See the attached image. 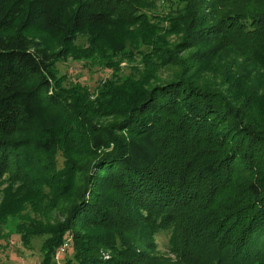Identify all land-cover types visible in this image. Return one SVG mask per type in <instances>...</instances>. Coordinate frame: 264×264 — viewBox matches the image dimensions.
<instances>
[{"label":"trees","instance_id":"1","mask_svg":"<svg viewBox=\"0 0 264 264\" xmlns=\"http://www.w3.org/2000/svg\"><path fill=\"white\" fill-rule=\"evenodd\" d=\"M161 1L159 17L144 0H0V183L24 189L12 235L41 240L40 264H264V104L241 79L210 88L170 54L136 76L104 67L95 99L57 90V65L123 7L124 22L167 31L188 19L178 51L217 41L264 64V0H202L201 15L195 0ZM140 41L114 51L144 58ZM166 65L176 77L154 84Z\"/></svg>","mask_w":264,"mask_h":264},{"label":"rangeland","instance_id":"2","mask_svg":"<svg viewBox=\"0 0 264 264\" xmlns=\"http://www.w3.org/2000/svg\"><path fill=\"white\" fill-rule=\"evenodd\" d=\"M195 1L196 8H194V12L196 15H201L202 10L204 13H208L202 6V0ZM159 2L162 1L144 0L148 8H153L152 10L156 11L154 14L157 13L160 17L162 12L158 11L160 7L157 8ZM197 7H200V9ZM123 9L124 7L110 9V13L113 15L112 22L106 26H96L90 36L85 37L84 42L80 43V45H84L83 48H78L79 51L72 50L67 56L66 62L57 65V90L67 103L74 105L80 90L85 86L89 92H84L87 95L91 94V97L95 99L99 82L108 79L110 76L108 70L102 71L104 67L116 65L124 74L132 72V75L136 76L143 70V65L147 64L148 61L159 59L168 64V59L172 54L179 56L185 63L184 68L179 67L177 69L191 72L197 83H205L210 88H216V86L222 84L223 89L226 91L233 81L241 79L239 86L244 98L251 94L248 99L249 103L257 101L259 104H264V64H259L260 61L254 54H240L225 47V49H221L217 41L212 44L204 43L185 51H178V46L182 44L185 38L184 30L189 21L188 19L179 21L173 28L174 31H167L164 28L168 29L169 24L165 21L160 25H158V20L155 21V19L147 24L144 22L138 24L137 22H124L125 17L121 16V12H124ZM163 11L165 12L164 9ZM136 38H140L143 45L149 46L148 53L150 55H146L144 58L137 57L131 49L129 51L128 47L123 48L122 52L114 51L117 45L126 41L130 42ZM40 39L44 40L46 44H50L46 37ZM55 44L51 45L50 49L57 50ZM220 46L222 47L221 44ZM199 53L208 58L205 61H209L196 63L190 60L192 57H198ZM158 69L155 73L151 72L154 73V76L156 74L154 84H158V82L165 83L176 77L174 75L176 71L173 70L175 68L172 66H161ZM146 88H149V86ZM241 107L243 108L242 104ZM245 113L252 117L254 111L248 110ZM94 121L111 124L115 119L102 116L95 111ZM21 186L19 182L9 181L8 178L0 183V264H40L39 246L41 240H34L31 244L32 248H29L21 244L18 236L12 235L17 232V221L14 218L16 205L12 200L22 198L24 189ZM4 211L6 212L1 214ZM10 235L12 236L10 237ZM2 237L8 238L3 239ZM164 237L165 235L157 237L162 252L165 251L166 244Z\"/></svg>","mask_w":264,"mask_h":264}]
</instances>
